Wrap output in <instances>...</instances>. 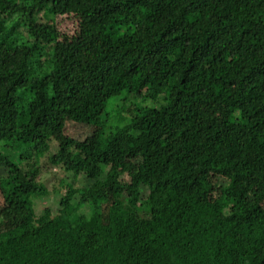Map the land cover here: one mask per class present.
<instances>
[{
  "label": "trees",
  "instance_id": "trees-1",
  "mask_svg": "<svg viewBox=\"0 0 264 264\" xmlns=\"http://www.w3.org/2000/svg\"><path fill=\"white\" fill-rule=\"evenodd\" d=\"M10 139L0 264H264V0H0Z\"/></svg>",
  "mask_w": 264,
  "mask_h": 264
},
{
  "label": "rangeland",
  "instance_id": "rangeland-1",
  "mask_svg": "<svg viewBox=\"0 0 264 264\" xmlns=\"http://www.w3.org/2000/svg\"><path fill=\"white\" fill-rule=\"evenodd\" d=\"M73 24L72 23H66L64 24L65 28L72 29ZM19 37H22V34H19ZM137 85H132V90L130 94L125 91L122 92L119 96L111 99L108 104L106 105L105 113H109L111 116L110 124H115L118 118H121L123 120L122 125L126 123L127 119L122 116L123 114H126L123 112V110L126 108L128 109L131 105L137 104V105H149V106H162L166 102V92H156L155 90L152 92V95L150 97H145L144 95H141V93L136 92ZM145 91V89L143 90ZM99 127L95 124H88V123H78L77 122H70L66 124V128L69 134H72L74 136H77L81 139H92L94 134H96V128ZM65 132V131H64ZM59 138L57 136H51V151L50 153H54L57 150ZM19 141L17 140H7V141H0V148L4 150L7 154H10L12 156H15L16 154L21 153L24 148L22 146L18 145ZM46 172V171H45ZM44 174V177L46 178V182L49 189V195L46 199H37L36 200V209L37 211H40L44 205H50L54 209H56L58 204L56 203V197L57 194L54 191L60 184L59 180L61 178H65V173L63 170H61L59 167H54L49 172H46ZM1 187H0V219L6 221V217L1 211ZM9 219L7 218L6 224L11 225V222H8Z\"/></svg>",
  "mask_w": 264,
  "mask_h": 264
}]
</instances>
